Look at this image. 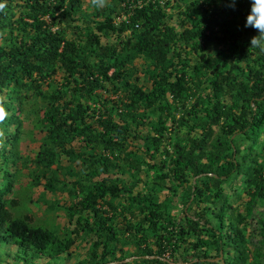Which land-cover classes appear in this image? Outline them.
Listing matches in <instances>:
<instances>
[{
    "label": "trees",
    "instance_id": "16d2710c",
    "mask_svg": "<svg viewBox=\"0 0 264 264\" xmlns=\"http://www.w3.org/2000/svg\"><path fill=\"white\" fill-rule=\"evenodd\" d=\"M0 3V249L23 264H67L82 244L74 264H264L250 0ZM15 183L42 187L38 203L66 194L43 204L72 229L32 221Z\"/></svg>",
    "mask_w": 264,
    "mask_h": 264
},
{
    "label": "rangeland",
    "instance_id": "374dc122",
    "mask_svg": "<svg viewBox=\"0 0 264 264\" xmlns=\"http://www.w3.org/2000/svg\"><path fill=\"white\" fill-rule=\"evenodd\" d=\"M90 1L91 0H83V10L86 11V12H89L91 13L93 11L92 9V5L90 4ZM105 42V41H103ZM141 65H142V62L140 60H137L135 61V68H136V71H137V75L141 81H142V74H141ZM58 78H59V75H58ZM23 128L25 130L27 129H30L29 127V124L27 123H24L23 125ZM34 141L26 134H24V136L22 137V140L20 142V144L18 145V150L20 152V154L23 156V157H26V156H34L36 154V152L38 151V148L40 146V143L37 141L39 139V136L38 135H35L34 137ZM260 140H264V137H261ZM75 147H78L79 144L75 143L74 144ZM27 172L26 170L23 171V173ZM124 179L127 178V176H124L123 177ZM72 179H68V181H71ZM42 183H44V181H42ZM27 184V180L26 179H21L20 181V185L22 186L23 189H26L25 188V185ZM20 185L19 183H15L14 184V187H13V190L14 191H20L18 193V195H28L30 197V201H32L31 203L28 202L27 204V208H29L26 213L27 215L32 219V221H34L35 223H39V224H45L46 222H50L54 225H59L61 227H66V228H70L72 229V226H68V222H67V219L66 217L64 216V213L63 211H52L51 213H47L45 211V208H46V205L45 203L43 204V201L44 202H55L57 200L60 201L61 205H70V202H69V199L67 197L66 194H57L55 197H52L51 194L49 193H46L45 194V200H43L42 202H39L38 201L40 200V196L41 194H43L44 192V189L42 187H37V188H34L32 190H22L20 189ZM226 191H228L230 193V190L228 187H226ZM165 197V193H161L159 194V198L161 200H163ZM264 212V205L262 206H259L255 213H256V216H259L260 213ZM257 240V239H255ZM85 244H82L80 246L81 249H76V248H73L72 249V257H69L66 261L67 264H74L77 260H76V256H77V253H79V257L78 259L81 260L83 258V254L86 252V249H84L85 247ZM264 249V247H263ZM15 248L13 247H5V248H2L0 249V264H23V263H17L15 260H14V254H15ZM38 264H44V261L42 260H39L38 261Z\"/></svg>",
    "mask_w": 264,
    "mask_h": 264
},
{
    "label": "clouds",
    "instance_id": "9594fccd",
    "mask_svg": "<svg viewBox=\"0 0 264 264\" xmlns=\"http://www.w3.org/2000/svg\"><path fill=\"white\" fill-rule=\"evenodd\" d=\"M235 2L236 0H232V7H235ZM4 6L0 3V9ZM244 27H250L258 32V35L251 39V47L259 48L261 52H264V0H250Z\"/></svg>",
    "mask_w": 264,
    "mask_h": 264
}]
</instances>
